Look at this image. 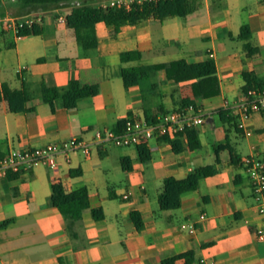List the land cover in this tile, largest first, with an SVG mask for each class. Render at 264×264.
<instances>
[{
  "label": "crops",
  "instance_id": "0c3cea01",
  "mask_svg": "<svg viewBox=\"0 0 264 264\" xmlns=\"http://www.w3.org/2000/svg\"><path fill=\"white\" fill-rule=\"evenodd\" d=\"M196 1L199 8L185 18H149L119 34L101 25L99 47L91 51L59 21L67 18L69 8L43 13L41 35L15 39L0 33V86H25L32 94L28 112L12 113L6 102L0 103V157L10 149L72 138L91 141L98 129L118 131L117 125L129 118L181 108L182 84L169 81L164 70L126 89L124 68L211 59L221 88L218 96L198 101L206 114L197 128L199 150H190L187 138L180 153L170 143L153 141L151 161L144 164L137 148L106 145L93 148L90 156H60L55 170L38 163L19 177L0 178V264H162L188 254L176 264H264V242L256 234L261 219L241 163L251 156L264 162V111L253 114L241 129L226 107L240 99L244 73L264 81V0ZM244 27L250 31L245 39ZM5 49L15 52L14 61ZM130 51H140L141 61L123 64L121 54ZM60 60L74 62V68H65ZM94 68L103 78L97 97L80 101L74 110L60 101L54 107L42 102V84L63 88L78 80L82 69ZM220 111L229 112L226 122ZM229 117L234 121L229 123ZM231 152L239 164L233 163ZM209 166H215L216 174L185 194L180 209L161 210L159 196L167 178L183 180ZM52 178H60L69 193L88 189L90 209L82 220L72 221L48 206ZM126 193L132 194L127 201ZM95 209L103 210L102 220L93 218ZM133 213L141 216V230ZM185 224L196 228V234L182 229Z\"/></svg>",
  "mask_w": 264,
  "mask_h": 264
},
{
  "label": "trees",
  "instance_id": "16d2710c",
  "mask_svg": "<svg viewBox=\"0 0 264 264\" xmlns=\"http://www.w3.org/2000/svg\"><path fill=\"white\" fill-rule=\"evenodd\" d=\"M72 0H0V15L12 14L17 17L41 16L43 13L52 12L60 9L69 8L67 15V26L73 30L78 44L85 50H96L100 44L98 29L101 25L113 28L115 34H119L127 26H135L149 18H155L164 21L167 18L181 17L185 18L199 8L196 0H159L156 2H147L142 5H134L130 10L118 7H102L98 5L102 0H82V5L71 4ZM247 31L249 34L244 35ZM2 34H6L0 31ZM23 37L38 36L42 34L40 26L33 30H24L21 33ZM250 31L248 27L242 30L241 38H248ZM142 59L140 51H130L121 54L123 64L139 62ZM61 65L66 64L65 68H74V62L70 60H60ZM166 72L167 79L176 84H182L180 88L181 108L190 105L199 106V100L211 99L220 94V81L217 76V67L214 60L202 62H190L182 59L168 64H159L153 66H137L124 68L122 78L126 89L132 86L141 85L149 80L151 76L159 71ZM246 85L240 90L239 97L248 96L251 91L264 87V81L260 80L253 73H244ZM103 78L100 69H82L80 78L72 80L66 87H50L46 84L41 86V100L54 107L56 101H60L64 108L74 110L78 107L80 101L87 98H95L100 94V88ZM32 94L23 86L22 89H12L9 85L0 86V103L6 102L9 111L12 113L28 112L27 104L31 101ZM220 116L224 122L229 112L220 111ZM155 114H147L146 118L154 120ZM127 120L120 122L116 129L123 128ZM232 117L228 122H233ZM188 148L192 151L201 149L200 132L197 128L186 131ZM183 136L166 137L163 142L170 143L175 153L182 152ZM139 154L142 163L151 161V152L146 146L139 147ZM232 161L239 164L240 159L233 152ZM215 166L203 167L186 179L178 180L167 178L162 187L159 196V205L163 211H174L181 208L182 197L190 192L196 191L200 181L216 174ZM10 178L23 175V173H10ZM51 196L48 199V206L59 210L66 218L72 221H80L85 211L90 209V196L88 189L83 188L73 192H67L60 178L51 180ZM92 216L95 220H102L104 212L102 209L92 210ZM132 219L137 228H143L142 219L139 213H133ZM188 255H180L168 260L162 264H176L182 259H188Z\"/></svg>",
  "mask_w": 264,
  "mask_h": 264
},
{
  "label": "built area",
  "instance_id": "2783aa9c",
  "mask_svg": "<svg viewBox=\"0 0 264 264\" xmlns=\"http://www.w3.org/2000/svg\"><path fill=\"white\" fill-rule=\"evenodd\" d=\"M159 0H102V7H118L130 10L134 5H142L147 2ZM59 21L66 24L67 18L60 17ZM44 22L42 16L17 17L12 14L0 15V31L12 35L15 39H22L24 30H33ZM226 107L237 116L239 128L244 129V123L253 114L264 111V87L254 89L248 96L241 97L233 104L226 103ZM204 110L196 105L179 108L166 114H160L150 121L147 118H129L119 131L112 129H98L91 141L72 138L62 144H50L39 148H27L23 150L10 149L0 157V178H6L10 173H25L32 170L38 163H46L52 170L58 167V157L64 156L67 160L72 154L80 153L90 156L93 148L113 145L118 148L150 147L151 142L160 141L166 137L183 136L187 138L186 131L199 128L205 123ZM250 136V132H245ZM242 166L248 175L256 201V208L261 219V227L256 234L259 241L264 242V162L251 156L242 160ZM131 193L123 195L127 201ZM201 219H205L202 216ZM182 229L195 235L194 227L183 225Z\"/></svg>",
  "mask_w": 264,
  "mask_h": 264
},
{
  "label": "rangeland",
  "instance_id": "374dc122",
  "mask_svg": "<svg viewBox=\"0 0 264 264\" xmlns=\"http://www.w3.org/2000/svg\"><path fill=\"white\" fill-rule=\"evenodd\" d=\"M3 1H8V0H3ZM100 5V3L98 4ZM4 53H7L8 55H10L12 58H11V62L14 61L16 59V56H15V52H13V50H3ZM4 72V66H3V63L0 61V75Z\"/></svg>",
  "mask_w": 264,
  "mask_h": 264
}]
</instances>
